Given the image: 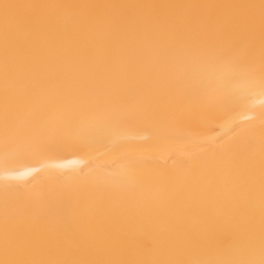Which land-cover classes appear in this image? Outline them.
<instances>
[{"label":"bare ground","instance_id":"bare-ground-1","mask_svg":"<svg viewBox=\"0 0 264 264\" xmlns=\"http://www.w3.org/2000/svg\"><path fill=\"white\" fill-rule=\"evenodd\" d=\"M5 3L72 6L12 10L9 136L46 150L5 147ZM261 3L0 0V260L7 234L28 264L258 262ZM198 43L241 67L201 61Z\"/></svg>","mask_w":264,"mask_h":264},{"label":"snow or ice","instance_id":"snow-or-ice-1","mask_svg":"<svg viewBox=\"0 0 264 264\" xmlns=\"http://www.w3.org/2000/svg\"><path fill=\"white\" fill-rule=\"evenodd\" d=\"M49 7H72V6H54V5H14V4H3L2 8L4 11V23H5V49H6V61H5V78H6V89H5V115H4V122H5V147H13V148H24L33 151H42L46 150L49 145L46 144L43 140L38 137H26L20 140L12 138L9 136V127H10V98L8 94V77H9V62L7 57L8 51V40L11 33V30L16 22V16L12 12L13 9H20V8H32V9H40V8H49ZM261 9V18L262 22H264V0L260 5ZM190 54L194 55L201 61L205 63H211L215 65H230L233 68L241 67L240 63V54L238 51L235 50H225L224 48L217 46L215 44H196L190 49ZM261 86L264 87V79L261 80ZM141 113L136 112H128L124 115L127 116H135L140 115ZM103 119H116L119 118V114H112V113H103ZM261 121V143L264 146V114H261L259 117ZM239 162V156L234 151H227L224 153L222 157V163L228 168H235ZM262 168H264V157H262ZM71 187V186H69ZM262 217H264V199H262ZM261 258L257 262L255 260H250L244 262V264H264V225H262V238H261ZM9 252V242L5 239V254L6 258L4 260H0V264H28V262L16 260V259H9L7 258Z\"/></svg>","mask_w":264,"mask_h":264}]
</instances>
